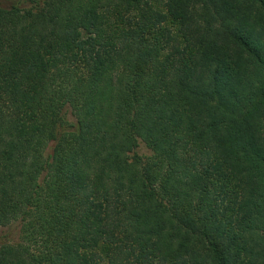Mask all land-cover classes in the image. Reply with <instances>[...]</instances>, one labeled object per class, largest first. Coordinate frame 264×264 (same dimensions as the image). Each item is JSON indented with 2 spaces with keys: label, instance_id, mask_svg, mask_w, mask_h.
Wrapping results in <instances>:
<instances>
[{
  "label": "trees",
  "instance_id": "trees-1",
  "mask_svg": "<svg viewBox=\"0 0 264 264\" xmlns=\"http://www.w3.org/2000/svg\"><path fill=\"white\" fill-rule=\"evenodd\" d=\"M0 240L264 264V0H0Z\"/></svg>",
  "mask_w": 264,
  "mask_h": 264
},
{
  "label": "rangeland",
  "instance_id": "rangeland-1",
  "mask_svg": "<svg viewBox=\"0 0 264 264\" xmlns=\"http://www.w3.org/2000/svg\"><path fill=\"white\" fill-rule=\"evenodd\" d=\"M141 152H142V153H146V150H145L144 148H142ZM11 238H13V237H11ZM2 242H4V241L0 240V244H1Z\"/></svg>",
  "mask_w": 264,
  "mask_h": 264
}]
</instances>
